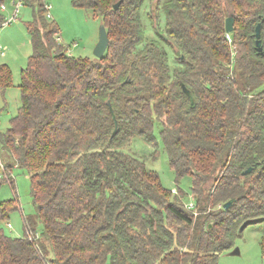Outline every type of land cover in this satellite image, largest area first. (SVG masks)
I'll use <instances>...</instances> for the list:
<instances>
[{"label": "trees", "instance_id": "obj_1", "mask_svg": "<svg viewBox=\"0 0 264 264\" xmlns=\"http://www.w3.org/2000/svg\"><path fill=\"white\" fill-rule=\"evenodd\" d=\"M144 1L72 0L107 32L104 55L89 60L59 42L42 0H26L32 53L0 161L26 171L34 212L10 237L1 222L16 200L0 203V264H217L264 221V0H150L159 39L145 36ZM10 83L0 64V87ZM155 124L175 182L191 179L194 210L131 152L138 138L157 157Z\"/></svg>", "mask_w": 264, "mask_h": 264}, {"label": "rangeland", "instance_id": "obj_2", "mask_svg": "<svg viewBox=\"0 0 264 264\" xmlns=\"http://www.w3.org/2000/svg\"><path fill=\"white\" fill-rule=\"evenodd\" d=\"M44 4L50 5L47 18L49 22L56 23L59 34L58 40L67 48V52L74 56L86 59H93L94 47L99 37L98 18L93 17L91 12L76 8L72 0H42ZM157 0H151L154 5ZM5 10H0V19L8 20L13 13L11 0H2ZM150 8V0H145L141 9V20L146 37L159 39L153 27L149 24L146 13ZM1 20V21H2ZM32 20V9L27 3H23L15 16V19L8 24L0 25V46L4 56H0V64L6 65L11 83L8 87H0V133L9 127V120L17 113L21 104V70L27 65L32 53L29 33L26 23ZM164 13L161 9L158 12V28L163 29ZM170 51V49H168ZM172 58V52H170ZM158 125H154L153 134L157 142V157L152 159L151 147L145 145L140 139H134L131 152L143 156L148 168L156 171L161 184L171 192L181 190L183 192L182 202L184 204L193 202L190 188L191 179L185 176L175 182V176L168 165L167 156L159 136ZM5 152L0 153L2 162L10 159ZM146 157V158H145ZM4 164V163H3ZM12 177L10 184L7 179ZM0 203L9 199H15L17 210L9 213L8 219L1 222L4 233L10 237H21L23 235L22 217L32 214L34 207L30 195V182L28 174L19 167H13L10 171L4 166L0 169ZM174 194V192H172ZM10 224V228L7 227ZM238 249V254H232ZM217 264H264V221L247 225L241 234L235 237L233 245L229 250L222 252L218 257Z\"/></svg>", "mask_w": 264, "mask_h": 264}, {"label": "water", "instance_id": "obj_3", "mask_svg": "<svg viewBox=\"0 0 264 264\" xmlns=\"http://www.w3.org/2000/svg\"><path fill=\"white\" fill-rule=\"evenodd\" d=\"M119 5H120V1L113 5V9L116 10L119 7ZM233 26H234L233 16L228 15L225 18V31L227 33L232 32ZM259 39H260V24H257L255 27V48H256L257 52H261V46H260L261 42ZM108 41L109 40H108L106 29H105L104 25L101 24L99 26L98 41H97V43L94 47V50H93L95 58H101L104 55L106 48L108 46ZM176 54L178 55V52ZM180 86H181L182 91L187 95V97L189 99L190 108H193L195 106V101L193 99L191 92L184 86V84L181 83ZM114 132H115V130H114ZM251 169H252L251 167H248L246 170H244L242 172V175L248 174L249 172H251ZM231 204H232V200H229V201L225 202L222 205V207L224 209H228L231 206ZM238 253H239L238 249H234L232 251V254H238Z\"/></svg>", "mask_w": 264, "mask_h": 264}, {"label": "built area", "instance_id": "obj_4", "mask_svg": "<svg viewBox=\"0 0 264 264\" xmlns=\"http://www.w3.org/2000/svg\"><path fill=\"white\" fill-rule=\"evenodd\" d=\"M12 1V4H13V13H12V16L11 18H9L8 20H2L0 21V25H5V24H8L10 23L11 21H13L15 19V16H16V13L19 9V7L26 2V0H11ZM44 8H45V16L46 18H49L50 17V14H49V10H50V5L49 4H44ZM6 7L4 6L3 3H0V10H5ZM0 56H4V52H3V49L2 47L0 46ZM3 165L0 161V169H2ZM172 192L176 193L175 190H173ZM187 209H190V210H194L195 209V205L193 202H190V203H186L184 205ZM7 227H11L9 223H7Z\"/></svg>", "mask_w": 264, "mask_h": 264}]
</instances>
